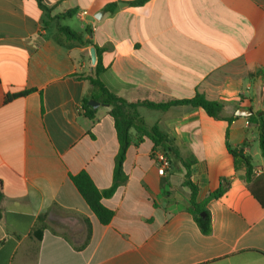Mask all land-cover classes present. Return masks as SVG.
<instances>
[{
  "label": "crops",
  "instance_id": "0c3cea01",
  "mask_svg": "<svg viewBox=\"0 0 264 264\" xmlns=\"http://www.w3.org/2000/svg\"><path fill=\"white\" fill-rule=\"evenodd\" d=\"M133 1L43 0L49 19L37 0H0V264H264V207L228 149L252 159L253 178L264 186L262 152L254 164L259 128L236 116L243 108L264 112V0ZM93 48L107 69L101 80L130 102L200 93L223 104L224 117H237L229 123L191 106L140 107L178 155L161 176L159 150L132 129L127 182L102 200L114 212L108 225L71 179L86 171L100 191L110 189L120 148L110 107L87 80L97 64ZM90 95L101 103L93 119L83 110ZM186 181L210 214L208 235L189 212ZM44 214L39 240L34 230Z\"/></svg>",
  "mask_w": 264,
  "mask_h": 264
},
{
  "label": "trees",
  "instance_id": "16d2710c",
  "mask_svg": "<svg viewBox=\"0 0 264 264\" xmlns=\"http://www.w3.org/2000/svg\"><path fill=\"white\" fill-rule=\"evenodd\" d=\"M39 6L45 9L49 14L50 19V12L51 9L47 8L43 5V0H37ZM148 0H136L133 1L131 4L134 6H141L145 4ZM73 12L67 13L66 15L61 16H70ZM60 18V16H57ZM60 31L64 33L69 39L77 40L82 42L83 35L81 33H77L67 27H60ZM97 52V64L94 68L93 74L87 78L91 83L93 89L99 92V100L102 104L107 105L110 107V114L114 118L115 121V128L117 131L118 141H119V152L115 158V170H114V180L113 185L110 189L100 191L93 180L91 179L90 175L83 171L78 175L71 176V179L87 202L88 206L95 214L97 219L102 225H108L114 218V212L106 208L102 200L104 198H111L117 189L124 185L127 182V176L124 172V163L127 157V152L132 145V134L131 130L136 129L141 136H147L150 138L153 143L155 144V151L158 149L165 153V155L171 161L172 167V154L178 155L177 150L172 145L171 141L169 140L168 136L162 132L157 126L149 127L143 118L140 116L139 108L146 107L152 110L166 112L173 107L178 106H191L193 108H201L203 109L207 115L211 118L217 120H225L229 123H232L233 120L237 119L236 116L231 117H224L223 112L225 111V106L217 101H211L206 98L203 94L197 93L193 98L190 99H182V100H170L163 103H154L150 101H138V102H130L123 97H120L114 94L101 80V75L106 72V67L103 64L102 59V51L99 49L96 50ZM19 95H13L8 97V100ZM94 96L90 95L83 100V110L85 111L86 115L93 119L96 113V110L89 105V101L93 99ZM249 121L259 128V142L260 148L262 152V156L264 158V112L260 111L254 114L249 118ZM142 139L140 138V141ZM228 142V136H227ZM228 149L231 155L234 158L235 168L236 169H245L247 180L249 182L250 190L253 196L261 203L264 207V186L260 185V179H254V165L252 163V159L246 156L242 149H233L230 144L228 143ZM195 162L192 160L191 163ZM190 164L185 162V167L189 168ZM187 185L192 190V207L189 209V212L192 213L195 217L197 224L199 225L203 234L208 235L212 230L211 224V217L209 212L205 211V216H202L203 209L196 203V197L198 194L197 187L194 186L189 181H186ZM225 192L224 188L219 189L211 198H220ZM3 197V193L0 189V200ZM2 219V212L0 211V221ZM88 226V240L91 237V224L89 221H86ZM48 228V217L46 214L41 215L38 218L34 235L37 239L41 240L43 232L45 229ZM1 246V242H0Z\"/></svg>",
  "mask_w": 264,
  "mask_h": 264
},
{
  "label": "built area",
  "instance_id": "2783aa9c",
  "mask_svg": "<svg viewBox=\"0 0 264 264\" xmlns=\"http://www.w3.org/2000/svg\"><path fill=\"white\" fill-rule=\"evenodd\" d=\"M88 14H89L88 11L87 10H84V11L79 12L78 15L81 18H85L86 16H88ZM94 30H97V27H94ZM155 156H156L157 162L159 164L158 173L161 176L166 175L167 171L171 168V161H170V159L165 155V153H163L160 150L157 151V152H155Z\"/></svg>",
  "mask_w": 264,
  "mask_h": 264
},
{
  "label": "water",
  "instance_id": "95a60500",
  "mask_svg": "<svg viewBox=\"0 0 264 264\" xmlns=\"http://www.w3.org/2000/svg\"><path fill=\"white\" fill-rule=\"evenodd\" d=\"M123 4H124V5H128L127 3H120V6H122ZM91 53H92L93 60H94V61H97V52H96V49L93 48V49L91 50ZM89 105H90L92 108L97 109V108L101 105V103L98 102V101H95V100H91V101L89 102ZM104 106H107V105H104ZM107 107H108V106H107ZM253 115H254V113H253L252 110H247V109H244V108H243V109H239V110L236 112V116H238V117L250 118V117L253 116ZM202 216H205V213H203Z\"/></svg>",
  "mask_w": 264,
  "mask_h": 264
},
{
  "label": "rangeland",
  "instance_id": "374dc122",
  "mask_svg": "<svg viewBox=\"0 0 264 264\" xmlns=\"http://www.w3.org/2000/svg\"><path fill=\"white\" fill-rule=\"evenodd\" d=\"M257 148L259 149V156H258V158H256L255 160H254V164L255 165H259V162H261L262 160V158H261V150H260V148H259V146L257 145ZM55 226H57V225H55ZM72 237H74V235H71Z\"/></svg>",
  "mask_w": 264,
  "mask_h": 264
}]
</instances>
